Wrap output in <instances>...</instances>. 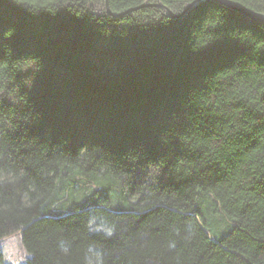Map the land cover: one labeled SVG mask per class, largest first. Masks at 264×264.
Here are the masks:
<instances>
[{
    "label": "trees",
    "instance_id": "16d2710c",
    "mask_svg": "<svg viewBox=\"0 0 264 264\" xmlns=\"http://www.w3.org/2000/svg\"><path fill=\"white\" fill-rule=\"evenodd\" d=\"M191 1L0 0V238L26 264H264V24L152 5Z\"/></svg>",
    "mask_w": 264,
    "mask_h": 264
},
{
    "label": "rangeland",
    "instance_id": "374dc122",
    "mask_svg": "<svg viewBox=\"0 0 264 264\" xmlns=\"http://www.w3.org/2000/svg\"><path fill=\"white\" fill-rule=\"evenodd\" d=\"M209 236L214 240L230 232L232 229L231 219L225 217V222L221 226L205 227ZM0 256L4 264H26L31 258L23 247L21 241V232L15 231L4 238H0Z\"/></svg>",
    "mask_w": 264,
    "mask_h": 264
},
{
    "label": "water",
    "instance_id": "95a60500",
    "mask_svg": "<svg viewBox=\"0 0 264 264\" xmlns=\"http://www.w3.org/2000/svg\"><path fill=\"white\" fill-rule=\"evenodd\" d=\"M205 1H213V2H216L220 5H223L247 18H250L254 21H257V22H260V23H263L264 24V14L262 13H258V12H255L245 6H243L242 4H240L239 2H236V1H233V0H193L191 1L190 3H188L183 9L182 11L179 13V14H174L172 13L168 8L164 7L161 3H154L152 4L153 6H156V7H162L166 13L171 17V18H178L180 16H183L188 10H190L192 7H194L196 4L198 3H201V2H205ZM151 4H147V3H143L137 7H133V8H129L119 14H115V13H112L109 9V6H108V3H107V0H105V10L107 11V13L109 15H112V16H121L123 14H126V13H129V12H132V11H135L139 8H143V7H147V6H150Z\"/></svg>",
    "mask_w": 264,
    "mask_h": 264
}]
</instances>
